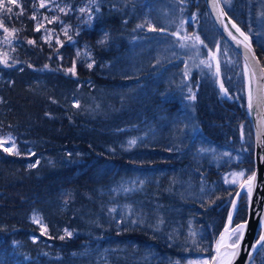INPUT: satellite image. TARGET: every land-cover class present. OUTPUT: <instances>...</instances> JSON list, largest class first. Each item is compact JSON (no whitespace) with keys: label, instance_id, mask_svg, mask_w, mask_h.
<instances>
[{"label":"trees","instance_id":"obj_1","mask_svg":"<svg viewBox=\"0 0 264 264\" xmlns=\"http://www.w3.org/2000/svg\"><path fill=\"white\" fill-rule=\"evenodd\" d=\"M183 1L199 48L222 46L233 63L208 70L190 57L186 80V55L158 54L160 41L175 51L180 17L168 25L159 5L179 0H3L12 11L0 10V139L11 136L19 155L0 147V264L209 261L252 172L253 131L239 54L204 0ZM221 1L264 66L255 0ZM246 202L243 193L236 221Z\"/></svg>","mask_w":264,"mask_h":264},{"label":"water","instance_id":"obj_2","mask_svg":"<svg viewBox=\"0 0 264 264\" xmlns=\"http://www.w3.org/2000/svg\"><path fill=\"white\" fill-rule=\"evenodd\" d=\"M204 1L215 27L228 44L240 55L242 60L246 109L252 126L254 142L252 174L255 173L256 179L252 187L251 200L248 198L247 201L245 219L235 224L237 225L244 221L249 222L244 239L241 242L239 254L233 260L232 264H250L260 247L257 246V249H252V245L259 238L261 232V217H264V66L261 64L252 42L249 38L245 41L244 36H241L240 32L244 34L245 32L227 14L221 0ZM233 24L240 29V32L232 27ZM229 33H231V35ZM245 45H247V47H245ZM250 97L251 101L249 99ZM250 103L251 107L249 106ZM245 181L246 179L242 184H244ZM241 185L236 193L245 191L248 194L247 188H242ZM236 193L233 200L238 204L239 197ZM236 211L233 215V220ZM228 224L229 221L227 219L226 224L221 228L213 242L212 257L216 255V242L220 234L224 232L225 226ZM235 225H230V227H235ZM249 253H251V258H249ZM212 257L208 264H213Z\"/></svg>","mask_w":264,"mask_h":264},{"label":"rangeland","instance_id":"obj_3","mask_svg":"<svg viewBox=\"0 0 264 264\" xmlns=\"http://www.w3.org/2000/svg\"><path fill=\"white\" fill-rule=\"evenodd\" d=\"M179 1H180L179 6L181 8L176 6L175 4H174V6H173V4H169V5H167V8H166V3L163 4L164 7L161 6L162 5L161 3L159 5V7H160L159 12L162 13V16L164 18L166 17V19L169 20V21H167L168 25L173 24V26H174V21H175V16L177 14V11L179 12L178 14L180 15V17L178 15L179 24L177 25V27L179 29L176 32V34L174 33V35L172 37V41H173L172 44L175 46V51L171 50L170 47L167 49V46L162 45V42L160 41L159 42L160 46L157 47L158 48V54L160 56H165V58L172 55V54H176V56H180V55L185 56L186 55L187 60L190 59V57L198 58L200 60L201 67L204 69H208V70L212 69L213 67H211V65L214 66L220 58H223L222 62H223V64H226L227 66H229V64L233 63V61H235L233 56L228 51H226L225 48H223L222 46H221L222 48L220 46H216L214 48V53L210 50V48H208L207 51H204V49L201 50L199 48V46H198V42H200L199 38L197 39L195 34L188 33L185 29V23L187 21L195 23L196 17L194 15L185 16L184 15V12H185L184 9H186L185 2L183 0H179ZM251 4H253V5L250 8V13H253L254 2L250 3V5ZM253 22L256 24L257 38L264 43V0H256V2H255ZM145 44H146V46H148L147 42ZM216 55H218V58ZM188 61L186 62L185 67L183 68V75L186 77V80H187V76H191V73L193 72V70L195 68H197L196 63L194 64L191 61H189V62ZM213 62H215V63H213ZM217 65H218V63H217ZM227 68L225 70H227ZM223 72L224 71H223V67H222V72L221 71L219 72L220 77H222ZM190 93H191V91L189 92V96H188L189 104L192 101V99H190V97L193 96V93H191V94ZM222 95L225 98H227V96H228V95H224V94H222ZM237 173H242V172L240 170L229 172L228 180L231 184H235L232 182L233 180H235L237 183L242 179V176L235 175ZM243 180L240 182L239 186L242 184ZM231 208H232V206H230V211H231ZM263 255H264V253H263ZM263 261H264V259H263Z\"/></svg>","mask_w":264,"mask_h":264},{"label":"snow or ice","instance_id":"obj_4","mask_svg":"<svg viewBox=\"0 0 264 264\" xmlns=\"http://www.w3.org/2000/svg\"><path fill=\"white\" fill-rule=\"evenodd\" d=\"M12 3H15V0H11ZM41 8L45 7V4L42 0V2L39 5ZM0 10H5L7 12H11V7H7L3 0H0ZM60 11H65L64 9H60ZM81 12L85 11L84 9L80 10ZM32 19H36L35 16L32 17ZM55 19V18H54ZM91 19V17L89 18ZM51 22V21H49ZM0 27H3V22L0 21ZM43 25L37 24L36 30L39 31L40 28H42ZM232 27L236 28L238 32H240V29L236 27L235 24L232 25ZM4 31L7 32L8 29L4 28ZM15 31V30H13ZM231 35V33H229ZM241 36H244L245 41L248 39V37L243 33L240 32ZM71 39V37H69ZM107 39V35H105L104 39L99 41V43H104V41ZM198 39V38H197ZM28 43L32 44L35 43L32 40H29ZM202 43V42H201ZM247 47V45H245ZM79 55V53H78ZM47 67V65L45 66ZM89 68L92 67L91 64L88 65ZM75 65L73 68L68 69L67 71L73 75H75ZM221 89L223 90V85L221 84ZM190 99H195V96H191ZM251 101V97L249 98ZM251 107V103L249 105ZM136 141L132 140L129 142L130 145L135 144ZM5 144H11V148H4V151H10L12 154L19 155V152L16 151V145L15 142L12 140V137L9 136L7 139H0V147H4ZM38 163V161H37ZM30 167H35L36 165H29ZM237 176H243V173H237L235 174ZM256 176L255 173H253L251 176H248L245 183L241 185L242 188L246 187L248 190V198L251 200V194H252V187L254 186ZM233 183H236L235 180L232 181ZM236 195L239 197L242 195V193H236ZM237 209V202L235 200L232 201V210L228 213V221L229 224L225 226L224 232L220 234L219 239L216 242V255L212 257L213 264H232L233 260L236 258V256L239 254L240 248H241V242L244 239L245 232L248 227V221H244L243 223L235 225V227H230L231 222L233 220V215ZM33 221L35 223H38L41 226L42 234L47 232V227L43 224L42 220L38 217H33ZM72 233L67 231L65 229V235L61 236L60 239H64L65 236H71ZM195 235V234H193ZM257 246L264 247V217H261V232L259 234V238L256 240V242L252 245V249H257ZM249 258H251V253H249ZM189 264H194V262H189ZM195 264H208V261H200L195 262Z\"/></svg>","mask_w":264,"mask_h":264}]
</instances>
